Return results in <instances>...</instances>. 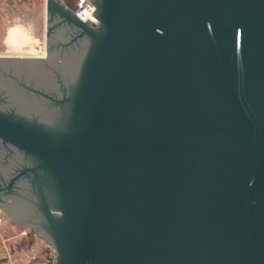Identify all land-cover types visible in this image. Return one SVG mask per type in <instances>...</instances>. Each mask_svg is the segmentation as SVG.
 <instances>
[{
  "label": "water",
  "instance_id": "1",
  "mask_svg": "<svg viewBox=\"0 0 264 264\" xmlns=\"http://www.w3.org/2000/svg\"><path fill=\"white\" fill-rule=\"evenodd\" d=\"M91 1L0 55V207L53 264H264V0ZM48 174L55 243L19 205Z\"/></svg>",
  "mask_w": 264,
  "mask_h": 264
},
{
  "label": "rangeland",
  "instance_id": "2",
  "mask_svg": "<svg viewBox=\"0 0 264 264\" xmlns=\"http://www.w3.org/2000/svg\"><path fill=\"white\" fill-rule=\"evenodd\" d=\"M17 26L27 36L22 39L19 35L21 44H9L8 32ZM46 51L47 0H0V55L46 56ZM2 213L5 222L0 225V256L5 250H11L12 259L17 264H28L24 253L27 250L41 251L40 254L45 255L47 250L55 249L44 237L37 235L34 227L11 221L4 210ZM22 231L25 233L22 234ZM15 250L23 251L17 254Z\"/></svg>",
  "mask_w": 264,
  "mask_h": 264
},
{
  "label": "flooded vegetation",
  "instance_id": "3",
  "mask_svg": "<svg viewBox=\"0 0 264 264\" xmlns=\"http://www.w3.org/2000/svg\"><path fill=\"white\" fill-rule=\"evenodd\" d=\"M71 28H74V25H70ZM67 25V26H68ZM68 26V27H69ZM80 44H81V48L79 49V51L74 52V56L75 58H72L70 60V64L74 63V61H77L80 57L83 56V54L85 53L87 46L89 44V39L87 37H83L82 40H80ZM67 57H65L66 59ZM77 62H75L72 66L73 68L70 70L71 71V75H75V66H77ZM39 110H42V108H38ZM48 113L49 110L47 111ZM43 117V115H42ZM41 118V117H40ZM38 118V119H40ZM42 119V118H41ZM40 119V120H41ZM44 121H46L47 123H50V119H47ZM25 197H22V202L19 203V205L21 207H25L26 209L30 210L31 208L36 207V201L41 202L39 205L41 206V211L39 212V215H36L35 219L36 221H38V223H44L45 225L43 227V231L45 232V235L47 236V238H49V241L55 243L54 241L56 240L58 233H59V221L61 218V213L57 212V207L59 206V193H58V189H57V185L55 184V180L53 177H51L49 174L46 176V180H45V184L43 185V188L39 190V194L37 193H32L29 191H25ZM34 200V201H33ZM8 206H11V208L13 209V211L17 214L20 213V210H18V206L16 204H10ZM56 207V211H52V214L48 213V210H53V208ZM51 242V243H52ZM57 243V242H56ZM55 249L57 250V244H53ZM39 253H41V251H39ZM57 253V252H56ZM59 262H57V258H56V264H58Z\"/></svg>",
  "mask_w": 264,
  "mask_h": 264
},
{
  "label": "built area",
  "instance_id": "4",
  "mask_svg": "<svg viewBox=\"0 0 264 264\" xmlns=\"http://www.w3.org/2000/svg\"><path fill=\"white\" fill-rule=\"evenodd\" d=\"M66 4V0H63ZM75 3V9H72L82 20L86 21L90 18L92 21H96L97 17L93 14V11L96 8V5L91 0H73ZM67 5V4H66ZM68 6V5H67ZM69 7V6H68ZM70 8V7H69ZM5 216L0 209V225L4 224ZM25 231H22V234ZM23 250H15L18 254ZM3 252V251H2ZM12 251L5 250L3 255L0 256V264H5L6 261H9V264H17L12 259ZM25 253V256L28 258V264H53L54 258L57 256L56 250L48 251L47 254H40L37 250H28Z\"/></svg>",
  "mask_w": 264,
  "mask_h": 264
},
{
  "label": "bare ground",
  "instance_id": "5",
  "mask_svg": "<svg viewBox=\"0 0 264 264\" xmlns=\"http://www.w3.org/2000/svg\"><path fill=\"white\" fill-rule=\"evenodd\" d=\"M19 35L23 38H26L27 34L22 30L20 29V27L18 28H11L8 32V36H7V41L9 44H13L14 43H20L19 41ZM21 44V43H20Z\"/></svg>",
  "mask_w": 264,
  "mask_h": 264
},
{
  "label": "trees",
  "instance_id": "6",
  "mask_svg": "<svg viewBox=\"0 0 264 264\" xmlns=\"http://www.w3.org/2000/svg\"><path fill=\"white\" fill-rule=\"evenodd\" d=\"M66 4L72 8V9H75V3L73 0H66ZM50 251V250H47V252Z\"/></svg>",
  "mask_w": 264,
  "mask_h": 264
},
{
  "label": "crops",
  "instance_id": "7",
  "mask_svg": "<svg viewBox=\"0 0 264 264\" xmlns=\"http://www.w3.org/2000/svg\"><path fill=\"white\" fill-rule=\"evenodd\" d=\"M2 212H3V210H2ZM5 214H7V213H5ZM5 220V219H4ZM5 222V221H4Z\"/></svg>",
  "mask_w": 264,
  "mask_h": 264
}]
</instances>
